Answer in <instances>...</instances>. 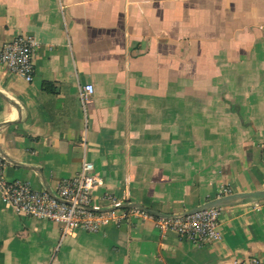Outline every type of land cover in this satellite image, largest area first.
Wrapping results in <instances>:
<instances>
[{"label": "crops", "instance_id": "obj_1", "mask_svg": "<svg viewBox=\"0 0 264 264\" xmlns=\"http://www.w3.org/2000/svg\"><path fill=\"white\" fill-rule=\"evenodd\" d=\"M19 33L38 45L32 82L0 63L6 178L56 193L86 159L128 215L62 236L0 193V264H264V199L236 197L264 193V0H0V49ZM211 204L220 240L157 225Z\"/></svg>", "mask_w": 264, "mask_h": 264}, {"label": "built area", "instance_id": "obj_2", "mask_svg": "<svg viewBox=\"0 0 264 264\" xmlns=\"http://www.w3.org/2000/svg\"><path fill=\"white\" fill-rule=\"evenodd\" d=\"M34 37L19 33L0 49V63L11 73L18 74L28 82L34 80V55L37 48ZM94 92L93 84L80 88L83 101ZM6 161L0 153V193L5 202L21 215L50 220L61 226L62 236L76 229L97 232L111 221H118L128 215L124 210L126 200L107 194L100 200L94 197V190L104 185V180L95 172L94 164L83 160L81 170L71 178L63 180L56 193L35 190L29 182L8 180L4 169ZM103 200L108 203L104 204ZM130 213L152 216L144 208L129 207ZM223 207L208 206L196 212L178 216L155 217L162 232L173 230L194 243L217 241L222 238L220 217ZM253 263H258L257 259Z\"/></svg>", "mask_w": 264, "mask_h": 264}, {"label": "water", "instance_id": "obj_3", "mask_svg": "<svg viewBox=\"0 0 264 264\" xmlns=\"http://www.w3.org/2000/svg\"><path fill=\"white\" fill-rule=\"evenodd\" d=\"M236 197H248L249 199L262 200V199H264V193L242 194V195H237ZM217 202H219V201H217ZM216 203H214V204H216ZM212 205L213 204H211L209 206H212ZM198 210H201V209H198ZM198 210H196V211H198ZM196 211H193V212H196ZM190 213H192V212H190Z\"/></svg>", "mask_w": 264, "mask_h": 264}, {"label": "trees", "instance_id": "obj_4", "mask_svg": "<svg viewBox=\"0 0 264 264\" xmlns=\"http://www.w3.org/2000/svg\"><path fill=\"white\" fill-rule=\"evenodd\" d=\"M44 87L46 89H48V90H54L55 89L54 85L53 84H50V83H45L44 84Z\"/></svg>", "mask_w": 264, "mask_h": 264}]
</instances>
